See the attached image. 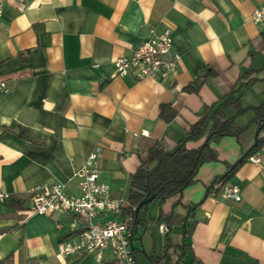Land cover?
<instances>
[{"label":"crops","instance_id":"1","mask_svg":"<svg viewBox=\"0 0 264 264\" xmlns=\"http://www.w3.org/2000/svg\"><path fill=\"white\" fill-rule=\"evenodd\" d=\"M263 5L264 0L7 3L0 18V185L10 196L0 201V258L11 254L13 264H117L110 251L100 259L91 251L60 255L59 244L83 224L64 210L30 213L29 189L60 182L80 194L75 171L100 145V181L126 204L131 175L155 141L165 138L175 146L205 105L248 77L255 82L241 105L262 103L264 90L259 104H242L253 86L264 83V25L252 19ZM167 27L181 55L176 71L142 79L133 72L116 73L118 57L130 56L152 30ZM196 84H201L198 92L186 90ZM164 103L177 111L170 122L160 115ZM231 108L229 117L236 114L234 108L229 115ZM252 117L251 112L238 115L235 123L245 126ZM212 147L217 159L200 167L196 182L157 203V213L148 215L157 217L160 207L168 212L175 202L182 213L185 205L194 207L186 262L264 264V166L249 160L237 165L224 182L238 185L242 198H223L213 182L239 160L241 146L226 135ZM104 218L121 216L110 212ZM166 243L160 228L138 226L132 238L137 264L141 251L147 264V253L161 255Z\"/></svg>","mask_w":264,"mask_h":264},{"label":"trees","instance_id":"2","mask_svg":"<svg viewBox=\"0 0 264 264\" xmlns=\"http://www.w3.org/2000/svg\"><path fill=\"white\" fill-rule=\"evenodd\" d=\"M254 82L255 78L248 77L238 88L215 103L205 105L198 113L197 120L191 124V128L183 134L175 146H170L165 138L155 141L147 149L137 170L132 173L128 200L121 206L119 213L121 219L126 220L134 232L138 226L156 230L161 224L166 225L163 232L166 234L167 243L162 248L163 252L161 255H156L154 252L147 253V264H204L196 258L191 262L185 260V255L191 246L187 238L195 227V222L190 219V212L194 207L185 205L187 211L182 213L177 211L180 203L175 202L168 212H164L160 207L159 215L153 218L148 215L149 205L152 202L161 205L168 198L181 194L185 188L195 183L200 167L205 162L217 159L212 143L223 136L236 137L241 146L239 158L241 160L231 165L234 168L221 178H216L213 185L218 181L229 180L237 165L247 161L252 154L261 151L264 145V101L259 105L245 108L240 102L241 96ZM200 88L201 84H196L189 85L186 90L198 92ZM230 107L236 109V114L229 117L226 110ZM247 112L252 113V119L245 126H237L235 118ZM160 115L165 121L170 122L177 115V111L164 103ZM201 140L202 143L197 147L188 146L189 142ZM246 140H249L248 144L245 143ZM131 250L136 258L135 248ZM0 264H13L11 254L0 258Z\"/></svg>","mask_w":264,"mask_h":264},{"label":"built area","instance_id":"3","mask_svg":"<svg viewBox=\"0 0 264 264\" xmlns=\"http://www.w3.org/2000/svg\"><path fill=\"white\" fill-rule=\"evenodd\" d=\"M10 1L0 0V18ZM252 19L264 25V5L253 11ZM180 61L181 55L173 48L172 30L167 27L162 32L152 30L148 38L142 41L130 56L118 57L114 64L118 75L133 72L142 79L174 72ZM2 85L8 92L5 84ZM101 150L100 145L95 147L87 161L75 171L74 176L79 179L80 194L68 192L66 186L60 182L35 184L29 189V212L49 213L64 210L81 220L83 225L80 230L59 244L58 250L62 256L81 255L91 251L98 252L100 259L103 251H110L117 264H137L131 250L134 236L132 226L126 220L104 218L110 212L119 215L123 204L111 195L110 185L100 181ZM248 160L264 166V152L254 153ZM213 187L221 191L223 198L236 201L242 198L238 185L218 181ZM9 196L0 185V201ZM159 228L163 232L166 225L161 224Z\"/></svg>","mask_w":264,"mask_h":264},{"label":"rangeland","instance_id":"4","mask_svg":"<svg viewBox=\"0 0 264 264\" xmlns=\"http://www.w3.org/2000/svg\"><path fill=\"white\" fill-rule=\"evenodd\" d=\"M264 90V83H257L255 86H253V88L251 89V91L246 95H245V98L242 102V104L245 106V105H249V104H259V100H262L261 98V92ZM260 98V99H259ZM258 100V101H257ZM235 110L234 108H231L229 109V115L234 114ZM157 202H152L150 205H149V213L151 215H155L157 213ZM157 236V242H156V249H157V252L159 253L160 251V247L162 246V239H161V236L158 237V234L156 235ZM136 245L138 247H140V243L138 241H136ZM173 256V255H172ZM145 258L143 252L141 251V254L139 255V258H138V261L140 264H146L144 263L145 261H143Z\"/></svg>","mask_w":264,"mask_h":264},{"label":"water","instance_id":"5","mask_svg":"<svg viewBox=\"0 0 264 264\" xmlns=\"http://www.w3.org/2000/svg\"><path fill=\"white\" fill-rule=\"evenodd\" d=\"M257 135H258V132H257V134H256V137H257ZM256 144H257V141L255 142V145H256ZM240 160H241V159H239L238 161H240ZM238 161H237V162H238ZM235 164H236V163H235ZM235 164H234V165H235ZM233 168H234V166H232L229 170H232ZM229 170H228V171H229ZM141 205H142V203H141ZM138 210H139V209H138Z\"/></svg>","mask_w":264,"mask_h":264}]
</instances>
